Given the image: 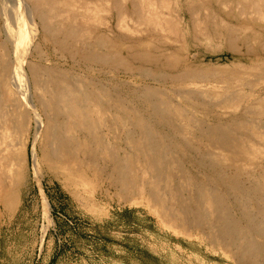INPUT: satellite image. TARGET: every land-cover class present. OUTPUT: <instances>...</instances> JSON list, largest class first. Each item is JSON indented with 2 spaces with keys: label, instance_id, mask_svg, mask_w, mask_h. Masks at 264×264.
I'll return each mask as SVG.
<instances>
[{
  "label": "bare ground",
  "instance_id": "6f19581e",
  "mask_svg": "<svg viewBox=\"0 0 264 264\" xmlns=\"http://www.w3.org/2000/svg\"><path fill=\"white\" fill-rule=\"evenodd\" d=\"M25 1V11L34 27L46 40L55 42L70 64L68 67L56 62L45 65L43 52L37 45L32 49L35 60L30 59L27 65L12 59L15 49L14 42H11L13 37L7 31L9 13L0 6V173L13 185L22 175L23 150L30 133V114L26 106L31 102H28L30 96H24V86L19 88L21 81L25 80L20 79L17 87V78L25 75L31 81L34 99L43 116V121L39 120L40 164L75 196L79 197V194L74 186L84 183L78 175V167L84 164L79 154L86 148H93L96 157L87 160L86 166L94 171L108 169L107 174L101 175V180L116 189L118 199L135 202L137 197L132 188L138 185L139 200L150 209L153 208L152 202L161 199L160 193L167 189L169 198L176 200L178 210L187 216L184 220L189 226L191 223L200 226L203 221L200 209L183 204L182 194L179 193L178 198L175 194L192 188L193 197L214 210L212 226L216 229V237L234 242L239 234L238 224L223 208L224 203L229 200L239 207L240 216L249 224L252 218L243 208L250 199L259 206L260 215L264 211V71L239 65L206 69L186 66L171 75L169 72L180 67V60L174 53L161 52L157 47L159 44L152 46L154 56L143 51L135 52L129 47L117 50L111 44L110 32L104 30L93 34L78 29L72 17L67 15L72 4L65 3L64 17L60 15L59 19L53 20L61 0ZM167 1L173 0H94L92 11L107 5L112 12L114 28L122 33L121 29L127 28L129 23L131 27L139 24V8L142 7L143 14H146L150 5L162 2L161 10L151 13L154 20L149 25L162 32V36L155 37L153 42H168V35L174 37L177 34V18L173 8L166 10ZM246 2L251 3V8L245 16ZM217 4L226 16L231 18L234 14L243 20H256L257 26L262 28L258 30H264V0H220ZM187 13L188 23L200 31L209 28L216 32L221 26L231 50L238 41H242L245 52H249L253 45L264 48V33L257 29L244 30L225 24L202 5H189ZM179 15L178 25L183 29L184 17L181 12ZM135 60L138 61L136 67L133 66ZM147 65L150 68H146ZM155 65L157 70L153 69ZM74 67H80L83 74H74ZM128 70H135L140 75L149 71L147 76L154 84L127 88L116 76H110L112 71ZM15 71L19 77L14 75ZM89 72L100 75V79L89 76ZM188 83H196L197 89L182 90L181 87ZM198 105H202L203 110L197 117L194 109ZM239 105L243 107L239 118L221 119L219 114L223 108ZM206 117H211V123L205 121ZM110 120L114 123L113 146L108 140ZM186 134L191 137L187 138ZM123 143L126 148L121 147ZM186 162H192L204 178L194 182L190 172L182 169ZM139 167L140 181L134 175L135 168ZM174 167L179 168L181 177H185L182 183L173 177ZM243 167L256 170L247 184L238 179ZM227 170L230 172L226 173ZM1 200L5 208H10L16 201L14 191ZM180 229V226L176 227L178 232ZM256 233L264 239L263 229L256 230ZM260 246L264 249V242ZM250 253L251 243L243 242L237 246L235 257L242 264V259H253Z\"/></svg>",
  "mask_w": 264,
  "mask_h": 264
},
{
  "label": "rangeland",
  "instance_id": "374dc122",
  "mask_svg": "<svg viewBox=\"0 0 264 264\" xmlns=\"http://www.w3.org/2000/svg\"><path fill=\"white\" fill-rule=\"evenodd\" d=\"M61 1L53 20L59 19L60 15L64 17L65 3H70L72 7L67 11V15L72 17V21L79 26L78 29L85 33L91 31L93 34L104 32V30L110 32L111 44L117 50L129 47L135 52L143 51L154 56L152 46L159 44L157 47L161 52L174 53L180 60V67L169 72L171 75L179 73L186 66L206 69L239 65L264 71V48L259 49L253 45L249 52H245L242 41H238L231 50L221 26L218 27L219 31L216 33L214 29L213 32L209 28L200 31L195 25L188 23L187 8L189 5L197 4L204 6L208 13L215 14L225 24L235 25L244 30L262 29L257 26L256 20H243L240 15L235 16L234 14L231 18L226 16L217 4L220 0H173L172 2L167 1V4L163 2L166 10L170 7L175 10L177 18V34L174 37L168 35V42H153L155 37L162 36V32L158 29H151L149 25L154 20L151 13L160 11L162 2L152 7L150 5L149 12L147 11L149 14H143L142 7L139 8V24L131 27L129 23L130 27L121 29V33L114 28L112 12H109L107 5H103L94 12L92 11L94 0ZM0 2V6L7 9L10 14H8L9 21L6 22L10 27L6 30L10 31L13 37L11 42H14L15 50L12 52V59L27 65L30 59L35 60L32 49L37 45L43 52L41 53L45 65L56 62L68 67L69 60L61 55L55 42L46 40L37 27H34L28 12L25 11V8L27 10L25 0H5L4 2L0 0ZM250 8L251 3L246 2V10L243 11L245 16ZM179 12L182 13L185 21L183 29L178 25L181 20ZM22 15L26 18H22ZM82 15H85V18H82ZM258 31L264 33V30ZM1 37L2 32L0 31ZM137 63L138 61L135 60L133 66L136 67ZM24 65H22L23 68ZM145 67L150 68L149 65ZM77 68H73L75 70L73 73L83 74V70L80 67ZM153 69L157 70L156 65ZM15 72V76L19 75L17 71ZM89 73V76L93 75ZM148 73L149 71L146 70L142 75L135 70L118 73L112 71L110 76H116L127 85V88H140L145 84H154L147 76ZM93 76L99 79L101 77L100 75ZM20 77L17 78L18 82L15 78L17 87L21 80H25V82L21 81L19 88L23 85L24 96L31 97L28 99L27 96V99L32 105L26 106L30 114H28L30 133L27 134L23 150L24 163L19 181L13 185V182L11 183L0 173V264H240L235 257V252L237 246L243 242L251 243L249 255H252L253 259H242V264H264V249L260 246L264 239L256 233V230H264V211L260 215L259 206L250 199L243 208L250 213L249 217L252 218L249 224L240 216L239 207L228 200L223 208L236 220L239 234L232 243L222 238L218 239L216 229L212 226L214 210L194 198L192 188L182 187L187 185L181 184V180L185 177L180 176L179 168L174 167L172 174L173 177L179 179V182L181 181L180 189L184 190L176 191V198L181 193L184 199L183 204L191 205L193 209H200L203 215L200 226L191 222L192 225L189 226V222L184 220L186 215L178 210L176 200L169 198L167 189L160 193L161 199L152 202L153 208L150 209L146 207L143 200H139L140 187L138 185L132 188V192L137 197L135 202H124L118 199L116 189L101 180V175L107 174L108 169L105 172L98 168L94 171L86 166L87 160L96 157L93 148L91 150L86 148L79 154L84 164L78 167L80 170L78 175L84 183L74 186L79 194V197L75 196L40 164L38 159L41 152L39 124L43 121V116L38 109L37 100L34 99L36 97L29 77L28 79L25 75ZM206 84L210 86L209 83ZM195 85L196 83H188L181 89L196 90ZM202 108V105H198L197 109H194L197 117L203 110ZM242 111L243 107L240 105L235 108L227 107L223 108L219 115L222 120L230 117L239 118ZM209 119L211 117H206L205 121L211 123ZM109 125L108 140L113 146L115 144L113 120L109 121ZM35 130L38 132L36 136L34 135ZM186 136L191 137L190 134ZM121 147L126 148L125 143L121 144ZM132 160H134L133 165H136L135 159ZM182 169L191 173L189 176L194 182H199L204 178L192 162L182 164ZM229 172L230 170L226 171V173ZM254 173L256 170L251 167H243L238 174V179L241 183L247 184ZM134 175L140 181V167L135 168ZM12 190L16 201L10 208H5L1 198ZM177 226L181 227L179 232L176 230Z\"/></svg>",
  "mask_w": 264,
  "mask_h": 264
}]
</instances>
